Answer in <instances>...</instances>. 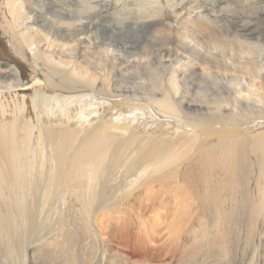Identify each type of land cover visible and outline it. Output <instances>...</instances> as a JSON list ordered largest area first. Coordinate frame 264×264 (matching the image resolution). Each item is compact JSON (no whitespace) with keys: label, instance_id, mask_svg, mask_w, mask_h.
<instances>
[{"label":"bare ground","instance_id":"obj_1","mask_svg":"<svg viewBox=\"0 0 264 264\" xmlns=\"http://www.w3.org/2000/svg\"><path fill=\"white\" fill-rule=\"evenodd\" d=\"M111 18L149 35L143 46L102 38ZM0 49L16 58L0 59V260L38 264L53 249L75 264L87 255L70 251H94L93 235L112 260L101 241L114 219L122 238L143 234L131 252L264 264V0H0ZM118 98L177 134H141L133 113L105 118ZM166 223L175 241L160 243Z\"/></svg>","mask_w":264,"mask_h":264},{"label":"rangeland","instance_id":"obj_2","mask_svg":"<svg viewBox=\"0 0 264 264\" xmlns=\"http://www.w3.org/2000/svg\"><path fill=\"white\" fill-rule=\"evenodd\" d=\"M118 15H115V17H117ZM114 20V21H113ZM110 23V24H108ZM118 21H116L115 18H111L108 20L107 24L104 23L103 24V30L101 33V37L102 38H109L111 33H114L117 35V39L115 38L114 41L116 40V42L114 43L115 45L119 46V39L121 40V38L119 37L120 35L124 36V43H130L133 46H141L143 41H146L147 38L149 37V35H143L142 39L140 40V42L135 38L136 35L133 34V32L131 31H126L124 34L123 33H119L116 31V29H118V27L116 29L113 30V28L115 26H117ZM113 25V26H112ZM107 29H106V28ZM112 29V30H111ZM117 32V33H116ZM109 35V36H108ZM119 38V39H118ZM118 41V42H117ZM197 41V40H196ZM199 44V47L203 50L206 51L208 44L201 42V41H197ZM124 45H122L123 47ZM143 46V45H142ZM120 47V46H119ZM121 48V47H120ZM132 51V50H130ZM10 50H4V49H0V59H3L5 61H9V60H13L16 61V58L11 56L10 54ZM139 55V54H138ZM141 56H143L142 54H140ZM139 55V57H140ZM134 58H132L131 60H133ZM166 61H169L168 58H166ZM137 105L133 104L129 99H122V98H118V99H112L110 103H106L104 106V116L105 118H108L110 116L112 117H117L121 114L125 115V114H130L133 113V115H136V122H135V127L139 130V133L141 134H145L146 132H148L149 134H153L154 136H157L160 133H164L165 136H169V135H176V131H178V126L177 124H173V123H168V121H158L155 117H150L148 116V108H146L144 105L142 106L143 108H137ZM145 107V108H144ZM37 115L40 121H42V123L44 125L47 124V126H56L57 123H60V121H58L57 117H53V119L50 120V116H48L45 112H43L40 109H37ZM49 121V122H48ZM65 121V118H64ZM48 122V123H47ZM66 122V121H65ZM118 184L117 186L111 188L110 190L112 191L113 189L116 188H120L119 191L122 190H128L131 185L128 184V181H123V185ZM109 190V191H110ZM236 195L238 197H240L239 192L236 193ZM133 203V202H131ZM61 204V205H60ZM59 212H62V210L64 209V200L61 199L59 202ZM59 212H57L56 214H60ZM46 214V213H45ZM122 219V218H121ZM123 220V219H122ZM43 223L51 226L52 228H58V225H53L52 220H46L45 216H43L42 221ZM105 226H108V229L106 231H102L103 234V241H101V243L103 244L104 248L112 253V260L107 259L106 261H101L100 260V255H101V251L99 248V241L96 239V237L93 235V238L91 240V244L95 245V250L91 251L90 249H87L85 252H82L80 247H78L77 251L76 250H71L70 251V255L71 253H76L79 254V258L81 257V255L85 254L87 255V257L78 262H76L75 264H82L85 262H89V264H140V262H147V263H152V264H204V261L206 260V257H202L201 254H192L190 252L188 253H180L178 255H175V259L170 260L167 256H165V254H158L155 252L154 255L148 256L150 255V253L147 254V256L141 254L140 252H131L128 248V246H130L131 244L134 243H139V240H136L137 242L133 241L131 238L133 237H140L143 234L140 233L136 228L132 229V232L129 235V238H125L127 235H124L123 238L120 235V233L123 231L124 226L122 224L117 223L116 220L111 219L108 221H104ZM133 227V226H131ZM170 228V224L166 223L163 225V232H161L159 235H157V238L159 240V242H165V243H171L173 241H175V237L171 234L168 235V230ZM95 233H97L98 235L100 234L98 229H95ZM121 236V237H120ZM234 239V244L235 247H242V241L240 240V238H236L233 237ZM264 242V216L260 219V224H259V233H258V241H257V245L258 247H260ZM53 249H51V251H47L45 250V254L40 255V260L35 259V263L36 261H38V264H59L58 263V257L57 254L52 251ZM119 253L123 254L125 257H127L128 259H124L123 263H121L118 259V255ZM170 253V250L166 251V255H168ZM216 252L213 250L210 254H215ZM212 256V255H210ZM211 259H213V257H211ZM3 261H6L5 264H10L9 260L5 259V258H1L0 263ZM30 262V259L28 260ZM66 264L68 263V259H66ZM261 264H263L262 260L260 261ZM4 264V263H3ZM37 264V263H36ZM206 264H209V260L206 262ZM237 264H250L249 261H246V259L244 260H237ZM258 264V263H257Z\"/></svg>","mask_w":264,"mask_h":264},{"label":"clouds","instance_id":"obj_3","mask_svg":"<svg viewBox=\"0 0 264 264\" xmlns=\"http://www.w3.org/2000/svg\"><path fill=\"white\" fill-rule=\"evenodd\" d=\"M96 11V8L89 5L86 9H82L81 10V15H84V14H87V13H92V12H95ZM77 23H83V21H78ZM65 26L71 28V27H74L75 25L72 24V23H67Z\"/></svg>","mask_w":264,"mask_h":264}]
</instances>
